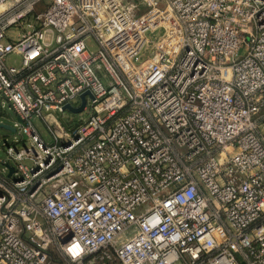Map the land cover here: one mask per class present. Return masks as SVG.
<instances>
[{"label":"built area","instance_id":"built-area-1","mask_svg":"<svg viewBox=\"0 0 264 264\" xmlns=\"http://www.w3.org/2000/svg\"><path fill=\"white\" fill-rule=\"evenodd\" d=\"M7 111L0 264H264V0H0Z\"/></svg>","mask_w":264,"mask_h":264},{"label":"rangeland","instance_id":"rangeland-1","mask_svg":"<svg viewBox=\"0 0 264 264\" xmlns=\"http://www.w3.org/2000/svg\"><path fill=\"white\" fill-rule=\"evenodd\" d=\"M132 1L138 2L141 0H132ZM162 33H163L162 31L157 33V36H161ZM155 37H156V35L153 36L151 34H148V39H150L151 41ZM89 48L91 51H97V46L95 44H92ZM9 65L18 66L19 65L18 59H14V58L10 59ZM87 116H88L87 112H84L81 114H75V113H72L70 111H67V112H65L63 119L65 121H72L73 123H78V121L80 119H85V118H87ZM15 121H17V116L12 111H7L6 115H0V124L3 123L7 126H14ZM36 125H37L39 132L45 138V140L47 142H51L52 139L48 135L46 129L40 123H36ZM15 137H16V135L14 133L0 128V169L3 168L2 163L4 161L8 160L7 147H9V146L16 147L17 146L15 144Z\"/></svg>","mask_w":264,"mask_h":264},{"label":"water","instance_id":"water-1","mask_svg":"<svg viewBox=\"0 0 264 264\" xmlns=\"http://www.w3.org/2000/svg\"><path fill=\"white\" fill-rule=\"evenodd\" d=\"M82 101H83V104H82V106L79 109H74V108H72L70 106H68L67 109L70 112L75 113V114L81 113L83 111L85 105H86L85 95L82 96ZM0 128L5 129V130H7L9 132L15 133V130L13 128H11L10 126H7L5 124H0ZM13 172H14V169L12 167H10V174H9V176H11Z\"/></svg>","mask_w":264,"mask_h":264}]
</instances>
